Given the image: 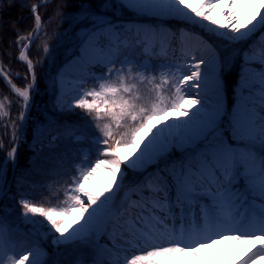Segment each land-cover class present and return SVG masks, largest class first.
<instances>
[{
  "label": "snow or ice",
  "instance_id": "6c2138e0",
  "mask_svg": "<svg viewBox=\"0 0 264 264\" xmlns=\"http://www.w3.org/2000/svg\"><path fill=\"white\" fill-rule=\"evenodd\" d=\"M30 11L34 28L13 30L32 82L7 81L25 109L36 77L24 50L42 26L37 5ZM56 15L77 28L79 42L66 65L76 74L54 81L53 115L86 113L96 159L84 152L54 206L18 202L31 239L17 240L0 217V264H45L49 237L56 249L76 250L69 264H182L185 255L206 264L201 249L224 239L248 245L236 264H264V0H100ZM37 120L34 143L50 129V143L76 131ZM22 134L23 123L13 142ZM127 246L136 251L121 257Z\"/></svg>",
  "mask_w": 264,
  "mask_h": 264
},
{
  "label": "trees",
  "instance_id": "16d2710c",
  "mask_svg": "<svg viewBox=\"0 0 264 264\" xmlns=\"http://www.w3.org/2000/svg\"><path fill=\"white\" fill-rule=\"evenodd\" d=\"M37 1L13 0L10 5L8 0H3V6L0 8V21L3 22V26L0 28V60L13 81L22 87L29 82L30 76L25 65L17 59L19 46L15 44L17 36L13 29H19L20 34L27 35L34 28V18L30 7ZM85 3H91L97 7L100 0H51L40 10L42 32L29 50V56L35 62L38 87L34 97L32 119L26 132V140L19 149L18 165L11 193L0 203V217H3L7 222L17 240H22V236L19 235L20 231L15 228L17 224H20V211L22 209L17 203V198L25 196L37 205L54 206L56 203L54 194L59 193L60 199H63L62 193L66 186L65 182L70 179L74 172L73 166L79 163L84 152H89L88 158L91 162L96 159L95 149L88 139V136L95 130L86 113L76 109L73 114L67 117L53 115L56 94L54 73L59 64L72 55L79 42L75 35L77 28L70 26L67 21L61 23L62 17L56 15V10L60 7L65 14L74 13L77 8ZM22 4L27 5V7H22ZM65 4H70L71 7H63ZM9 22H15V24ZM46 43L50 49L47 54L43 51ZM225 44H218L221 52L228 51ZM235 74L234 69L233 78ZM26 76L27 79H25ZM0 91L12 96L1 80ZM229 95L231 96L230 92ZM15 108L18 109L16 105ZM45 116L49 120H56L58 124L66 123L75 127V134L60 133L58 138L50 143L49 131H55V129H50L45 131L34 143L33 136L34 128L38 122L37 118L40 117L43 120ZM44 123L47 124L48 121H44ZM77 133L84 135L85 138L82 140L74 139ZM8 137V128L2 122L0 126V161L7 151L4 145L8 143ZM131 175L129 172V177ZM41 246L47 253L45 264H56V262L69 264L77 255L76 250L72 247L56 249L48 240L41 241ZM118 251L122 256V251ZM9 254L11 255V253Z\"/></svg>",
  "mask_w": 264,
  "mask_h": 264
},
{
  "label": "rangeland",
  "instance_id": "374dc122",
  "mask_svg": "<svg viewBox=\"0 0 264 264\" xmlns=\"http://www.w3.org/2000/svg\"><path fill=\"white\" fill-rule=\"evenodd\" d=\"M195 3V0H193ZM218 8L216 9L217 12ZM215 14V13H214ZM21 35H26V34H21ZM72 58V57H71ZM69 58L67 61L63 62L57 69V71L54 74V80L57 81L58 73L63 72L65 74V80L71 79V76L68 75L71 73L72 75L76 74V69L74 66L72 67H66L68 62L71 60ZM18 59V58H17ZM19 60V59H18ZM94 86V82L92 80H88L87 83L84 85L85 88H91ZM59 83H56V94H58L59 90ZM70 87V85H69ZM69 95H72V93H69ZM231 99L232 96H228V106L231 107ZM12 102V99L7 97V96H0V103L4 105L3 112L0 113V116L5 115L8 119V123L10 126V129L12 131H17V123L12 121V117L14 116V112L10 109V103ZM171 115V114H169ZM13 122L16 124V128H12ZM153 123H156V121H153ZM97 135V134H94ZM93 135V136H94ZM132 149H128L127 153L131 155ZM8 165H6L3 177L6 178L8 175ZM98 177H103L105 173L103 171L99 172ZM22 198L19 197L17 198V203L21 200ZM11 208V207H9ZM23 209H21L20 214L22 213ZM75 216H79V212L77 211ZM37 220H42V217H35ZM20 222L22 223V227L17 225L21 230L23 235L29 236V229L33 228L32 224H27L23 222L22 216L20 215ZM46 223V221H45ZM25 226V227H24ZM51 238H48V241L50 242ZM129 246H127L128 248ZM248 245L244 243H236L232 240L229 239H224L220 243L214 244L211 248L205 247L201 249L200 255L203 257V260L206 262V264H236L237 260L243 255V253L247 250ZM125 256L130 257V254L127 250L125 252ZM45 258V256H44ZM43 258V259H44ZM182 264H200L199 260L194 259L191 255H185L182 259Z\"/></svg>",
  "mask_w": 264,
  "mask_h": 264
},
{
  "label": "water",
  "instance_id": "95a60500",
  "mask_svg": "<svg viewBox=\"0 0 264 264\" xmlns=\"http://www.w3.org/2000/svg\"><path fill=\"white\" fill-rule=\"evenodd\" d=\"M48 0H41L38 4H37V8L41 5V4H44L45 2H47ZM41 30V28H40ZM36 38V37H35ZM23 61H26L27 60H23ZM0 76L2 77L3 81L6 83V85L14 92V90L12 89L11 87V84H9L7 81V79H5L4 75H3V72H2V69L0 67ZM15 93V92H14ZM16 94V93H15ZM17 95V94H16ZM18 96V95H17ZM31 105L32 103L30 102V107L25 109V115H26V119L22 122L23 123V133H24V130H25V127L27 125V121H28V118H29V113H30V110H31ZM20 128H21V125H20ZM18 136H20V129H19V132H18ZM23 136V134H22ZM22 139V137H21ZM21 139L19 140L18 144L15 143L13 147H16L17 148V151H16V157H15V162L12 161V168H11V175H10V178L7 182V185L5 187V190H6V193L7 191L9 190L10 186H11V183H12V180H13V175H14V171H15V167H16V164H17V154H18V147H19V143L21 141ZM2 198H0L1 200Z\"/></svg>",
  "mask_w": 264,
  "mask_h": 264
},
{
  "label": "bare ground",
  "instance_id": "6f19581e",
  "mask_svg": "<svg viewBox=\"0 0 264 264\" xmlns=\"http://www.w3.org/2000/svg\"><path fill=\"white\" fill-rule=\"evenodd\" d=\"M219 11H220V9L218 8L217 12H219Z\"/></svg>",
  "mask_w": 264,
  "mask_h": 264
}]
</instances>
